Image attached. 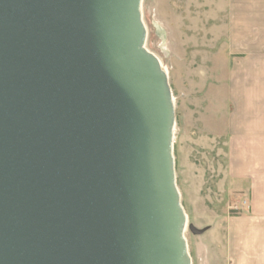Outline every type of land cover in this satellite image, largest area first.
<instances>
[{
    "label": "water",
    "instance_id": "1",
    "mask_svg": "<svg viewBox=\"0 0 264 264\" xmlns=\"http://www.w3.org/2000/svg\"><path fill=\"white\" fill-rule=\"evenodd\" d=\"M141 2L0 0V264H192Z\"/></svg>",
    "mask_w": 264,
    "mask_h": 264
},
{
    "label": "rangeland",
    "instance_id": "2",
    "mask_svg": "<svg viewBox=\"0 0 264 264\" xmlns=\"http://www.w3.org/2000/svg\"><path fill=\"white\" fill-rule=\"evenodd\" d=\"M227 2H141L145 46L167 71L173 94L176 185L192 264H236L231 221L249 203L247 184L228 171L233 55Z\"/></svg>",
    "mask_w": 264,
    "mask_h": 264
},
{
    "label": "crops",
    "instance_id": "3",
    "mask_svg": "<svg viewBox=\"0 0 264 264\" xmlns=\"http://www.w3.org/2000/svg\"><path fill=\"white\" fill-rule=\"evenodd\" d=\"M231 144L228 171L246 183L247 211L233 218V262L264 264V0H228Z\"/></svg>",
    "mask_w": 264,
    "mask_h": 264
}]
</instances>
